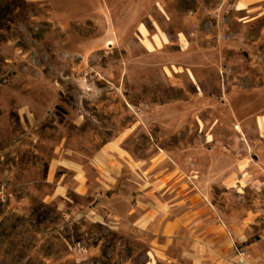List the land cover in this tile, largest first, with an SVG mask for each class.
I'll return each mask as SVG.
<instances>
[{
  "label": "rangeland",
  "instance_id": "rangeland-1",
  "mask_svg": "<svg viewBox=\"0 0 264 264\" xmlns=\"http://www.w3.org/2000/svg\"><path fill=\"white\" fill-rule=\"evenodd\" d=\"M238 249L264 264V0H0V264Z\"/></svg>",
  "mask_w": 264,
  "mask_h": 264
},
{
  "label": "crops",
  "instance_id": "crops-1",
  "mask_svg": "<svg viewBox=\"0 0 264 264\" xmlns=\"http://www.w3.org/2000/svg\"><path fill=\"white\" fill-rule=\"evenodd\" d=\"M151 216L154 217L155 216V213L153 212L151 215H149V213H146L143 216L141 215V217L138 218L137 220L140 221L141 223H142V221H145L146 224L147 223L149 224L151 222V220H152V217ZM183 218L184 217L181 216V217H175V218H173L174 220L172 219L176 223L173 224L172 226H170L171 232L175 233L177 231V229H181L182 228V226L184 224V219ZM231 229H232V231L234 233H236L237 236H240V238L242 237V234H241L240 230L236 227V225H233ZM206 234L208 235V233H206ZM194 236L197 237V239H199V237H200L197 234H194ZM219 237H220V235L217 236L216 238H219ZM221 245H223V247L221 249H219V250H216L217 253H219L220 255H224L225 254L226 255V258H228V256H227L228 250H226L225 248H226V246L227 247H232V240L229 238V240L223 241ZM262 262H264V261H262ZM223 264H226V261Z\"/></svg>",
  "mask_w": 264,
  "mask_h": 264
},
{
  "label": "built area",
  "instance_id": "built-area-1",
  "mask_svg": "<svg viewBox=\"0 0 264 264\" xmlns=\"http://www.w3.org/2000/svg\"><path fill=\"white\" fill-rule=\"evenodd\" d=\"M237 257L239 264H258L255 260H252L245 249L237 250Z\"/></svg>",
  "mask_w": 264,
  "mask_h": 264
}]
</instances>
